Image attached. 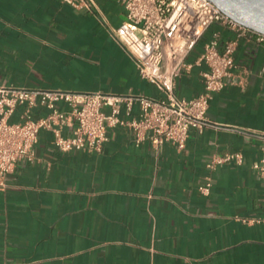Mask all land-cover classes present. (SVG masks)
<instances>
[{
  "label": "crops",
  "instance_id": "0c3cea01",
  "mask_svg": "<svg viewBox=\"0 0 264 264\" xmlns=\"http://www.w3.org/2000/svg\"><path fill=\"white\" fill-rule=\"evenodd\" d=\"M92 2L94 11L61 0H0V84L163 97L113 36L126 19L123 3ZM215 30L238 46L227 85L210 100L213 125L191 129L182 148L138 142L117 125L92 152L62 151L52 130H42L34 160L18 162L0 186V264H264V179L252 168L264 157V43L213 24L176 91L203 92L206 67L195 60ZM140 111L135 102L120 115ZM231 152L243 162L208 166Z\"/></svg>",
  "mask_w": 264,
  "mask_h": 264
},
{
  "label": "built area",
  "instance_id": "2783aa9c",
  "mask_svg": "<svg viewBox=\"0 0 264 264\" xmlns=\"http://www.w3.org/2000/svg\"><path fill=\"white\" fill-rule=\"evenodd\" d=\"M61 1L94 11L92 0ZM119 1L126 8V19L113 30V36L131 54L140 75L156 85L164 96L0 84V186L5 185L18 162L34 160L36 143L45 129L52 130L54 144L62 151H101L109 139V128L117 125L131 128L138 142L148 138L156 147L166 141L184 147L191 129L202 131L213 125L207 117L210 100L227 85L226 78L236 66L238 39L222 42L221 30H215L195 60L206 67L202 72L203 92L192 98L177 94V80L184 69L192 66L187 62L188 55L204 32L217 23L238 37L264 43L263 33L235 21L211 0ZM61 102L69 109H61ZM135 102L141 107L139 117H122V109L125 107L130 114ZM18 106H23L20 120L13 121ZM39 108H47L49 112L36 117ZM65 127H70L69 134L64 133ZM233 161L242 163V153L215 155L208 166L215 168ZM252 168L264 179V157L255 161ZM211 187L212 179L207 178L200 190L208 194Z\"/></svg>",
  "mask_w": 264,
  "mask_h": 264
},
{
  "label": "water",
  "instance_id": "95a60500",
  "mask_svg": "<svg viewBox=\"0 0 264 264\" xmlns=\"http://www.w3.org/2000/svg\"><path fill=\"white\" fill-rule=\"evenodd\" d=\"M240 24L264 34V0H211Z\"/></svg>",
  "mask_w": 264,
  "mask_h": 264
}]
</instances>
